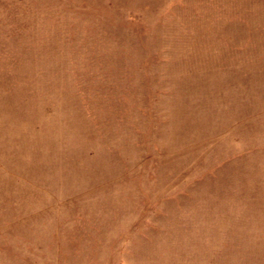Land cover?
<instances>
[{
  "label": "rangeland",
  "instance_id": "obj_1",
  "mask_svg": "<svg viewBox=\"0 0 264 264\" xmlns=\"http://www.w3.org/2000/svg\"><path fill=\"white\" fill-rule=\"evenodd\" d=\"M0 264H264V0H0Z\"/></svg>",
  "mask_w": 264,
  "mask_h": 264
}]
</instances>
